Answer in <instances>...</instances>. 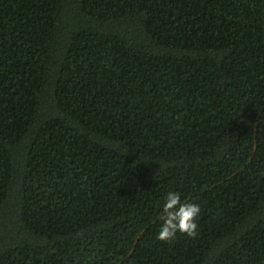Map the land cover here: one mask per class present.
<instances>
[{"label":"trees","instance_id":"obj_1","mask_svg":"<svg viewBox=\"0 0 264 264\" xmlns=\"http://www.w3.org/2000/svg\"><path fill=\"white\" fill-rule=\"evenodd\" d=\"M0 264H264V0H0Z\"/></svg>","mask_w":264,"mask_h":264},{"label":"clouds","instance_id":"obj_2","mask_svg":"<svg viewBox=\"0 0 264 264\" xmlns=\"http://www.w3.org/2000/svg\"><path fill=\"white\" fill-rule=\"evenodd\" d=\"M200 211L198 204L182 202L179 193L169 192L160 215L163 224L156 237L157 240L168 243L174 240L178 233L195 238L198 234L196 221Z\"/></svg>","mask_w":264,"mask_h":264}]
</instances>
